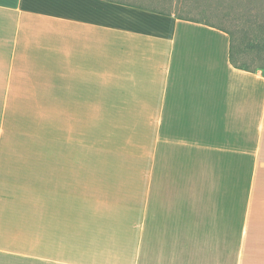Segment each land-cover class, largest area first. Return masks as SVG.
<instances>
[{"label": "crops", "instance_id": "0c3cea01", "mask_svg": "<svg viewBox=\"0 0 264 264\" xmlns=\"http://www.w3.org/2000/svg\"><path fill=\"white\" fill-rule=\"evenodd\" d=\"M0 264H264V70L174 13L0 0Z\"/></svg>", "mask_w": 264, "mask_h": 264}, {"label": "rangeland", "instance_id": "374dc122", "mask_svg": "<svg viewBox=\"0 0 264 264\" xmlns=\"http://www.w3.org/2000/svg\"><path fill=\"white\" fill-rule=\"evenodd\" d=\"M158 10H172L178 16L201 20L228 30L237 48L255 41V30L264 20V0H119ZM256 56V55H255ZM238 62L255 65L251 52L237 55ZM253 63V64H252Z\"/></svg>", "mask_w": 264, "mask_h": 264}, {"label": "trees", "instance_id": "16d2710c", "mask_svg": "<svg viewBox=\"0 0 264 264\" xmlns=\"http://www.w3.org/2000/svg\"><path fill=\"white\" fill-rule=\"evenodd\" d=\"M114 1L120 2V3H124V4H128V5H132V6H136V7H140V8L149 9V10L156 11V12H159V13H162V14L171 15L172 13H174V11H172V10H168V11L158 10V9H155V8L145 7V6H141V5H137V4H131V3H127V2H123V1H119V0H114ZM175 15L178 16L177 14H175ZM178 17L179 18H183V19L192 20V21L202 22V23H205L207 25L218 27L222 31H225L230 37V61H231V63L237 68L245 69V70H248V71H256L258 69H263L264 70V20L259 22L258 25H257V28L255 30V35H256L255 41H250L249 40L248 43L246 42L245 43L246 47L242 51V47L237 48L235 46L232 34L228 30H226L225 28H221V27H219L217 25H214V24H211V23H208V22H204V21H201V20L186 18V17H182V16H178ZM241 52H245V53L251 52L254 55V60L253 61H255V60L258 61V59L260 61L257 64H255V65H249V64H246V63L238 62L237 55H239Z\"/></svg>", "mask_w": 264, "mask_h": 264}]
</instances>
